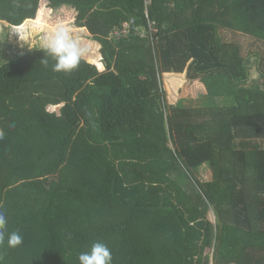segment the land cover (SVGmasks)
<instances>
[{
	"label": "trees",
	"instance_id": "16d2710c",
	"mask_svg": "<svg viewBox=\"0 0 264 264\" xmlns=\"http://www.w3.org/2000/svg\"><path fill=\"white\" fill-rule=\"evenodd\" d=\"M48 1L77 11L102 60L54 72L35 47L0 65V264H80L96 242L112 264H264V52L246 88L247 59L221 39L264 47V0ZM40 2L0 0V22L18 32ZM132 19L158 41L117 35Z\"/></svg>",
	"mask_w": 264,
	"mask_h": 264
},
{
	"label": "rangeland",
	"instance_id": "374dc122",
	"mask_svg": "<svg viewBox=\"0 0 264 264\" xmlns=\"http://www.w3.org/2000/svg\"><path fill=\"white\" fill-rule=\"evenodd\" d=\"M49 4L50 3L48 0H41L36 17L33 19H28L22 26L17 27V29L19 28L17 30L18 32H13L12 27H9L7 23H5L6 27H4V25H0V40H2V47L0 49V65L2 63H7L20 57L21 55L25 54L27 50L31 51V49L33 48L30 46L33 42H36L35 47H40L39 42L41 37L52 32L58 25L69 26L71 28L72 35L74 36V38L81 41L82 45L85 48V55L83 56V59L90 62V59H92L93 57H98L99 55L100 60H102L100 54L101 46L98 44V42L92 38L87 29L76 26V18L78 15L77 11L72 7L70 8L69 6L63 5L56 8H52L49 6ZM147 4H150V1H147ZM38 19H41L40 24L42 25L36 24L35 21ZM9 39L12 40V42L16 45H9ZM221 39H223L224 42L238 44L241 48L242 56L247 59L248 68L250 72V81L246 88L252 87L254 83H260L257 65L259 60L258 58L264 52L263 45L251 38L242 37L237 33L229 31L221 32ZM3 50L4 53L2 54L1 52ZM100 65H102V61ZM183 87L184 89H182ZM165 88L166 93L171 96L172 99L173 97L176 98V100H178L179 98L184 99L183 105L188 108H199L203 106L204 102H206L205 100H203V98L197 99L199 93H196L193 97H187V90L184 85L181 87L175 86L174 93H171L169 91L167 85L165 86ZM223 101V99H220V104L223 105ZM168 102L170 101L168 100ZM60 110L61 106L49 107L48 109L49 112L57 113L58 115H60ZM251 147L252 146H249V148ZM197 176L202 182L213 181V173L210 167L208 166L201 167ZM185 177L183 178V180L186 183L182 181L181 184H183V186L185 185V187L186 185H188L189 189L191 190L190 181ZM207 219L213 225L216 224L217 219L213 208L209 209L207 213Z\"/></svg>",
	"mask_w": 264,
	"mask_h": 264
},
{
	"label": "clouds",
	"instance_id": "9594fccd",
	"mask_svg": "<svg viewBox=\"0 0 264 264\" xmlns=\"http://www.w3.org/2000/svg\"><path fill=\"white\" fill-rule=\"evenodd\" d=\"M40 47L35 48L36 42L30 47L43 50L46 57L51 56L55 63L52 71L69 73L74 71L85 55V48L81 41L74 38L71 28L66 25H58L52 32L40 39ZM15 60V59H14ZM46 63V59L43 60ZM3 131L0 130V139H3ZM7 218L0 212V245L5 240ZM7 244L11 248L23 244V237L18 232L8 234ZM80 264H112L110 249L101 242L92 245L90 251L81 253L78 257Z\"/></svg>",
	"mask_w": 264,
	"mask_h": 264
},
{
	"label": "built area",
	"instance_id": "2783aa9c",
	"mask_svg": "<svg viewBox=\"0 0 264 264\" xmlns=\"http://www.w3.org/2000/svg\"><path fill=\"white\" fill-rule=\"evenodd\" d=\"M135 22L132 19L129 23L124 24V27L122 29V31L120 32H116L117 35H121V34H125L127 35L128 33L135 31L137 34L140 35L141 38H149L155 36L154 38H152V41L157 42L158 38H157V34H158V30L155 27V25L153 23L149 24L148 29H144L142 31L137 30L134 28Z\"/></svg>",
	"mask_w": 264,
	"mask_h": 264
},
{
	"label": "crops",
	"instance_id": "0c3cea01",
	"mask_svg": "<svg viewBox=\"0 0 264 264\" xmlns=\"http://www.w3.org/2000/svg\"><path fill=\"white\" fill-rule=\"evenodd\" d=\"M3 24H5V23H1L0 22V25H3ZM11 27H14V26H11ZM2 31V30H1ZM8 38V37H7ZM9 45H12V46H14V45H16V44H14L13 42H12V40H10L9 39ZM2 47V46H1ZM1 47H0V49H1ZM18 47H20V46H18ZM2 54L4 53V50L1 52Z\"/></svg>",
	"mask_w": 264,
	"mask_h": 264
}]
</instances>
